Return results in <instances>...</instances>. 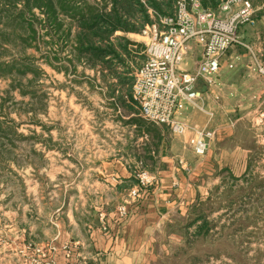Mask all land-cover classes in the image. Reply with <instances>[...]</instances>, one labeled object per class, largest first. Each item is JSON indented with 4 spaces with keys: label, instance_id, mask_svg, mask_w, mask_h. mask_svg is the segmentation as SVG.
I'll use <instances>...</instances> for the list:
<instances>
[{
    "label": "rangeland",
    "instance_id": "rangeland-1",
    "mask_svg": "<svg viewBox=\"0 0 264 264\" xmlns=\"http://www.w3.org/2000/svg\"><path fill=\"white\" fill-rule=\"evenodd\" d=\"M250 1L262 11L264 0ZM32 11L34 38L23 40L28 33L19 27L0 33V62H14L11 72H2L3 65L0 70V264H42L56 250L57 225L70 208L98 204L96 179L86 174L92 173L90 161L101 155L126 161L133 187L151 137L170 132L119 103L116 91L110 97L99 68L76 61L60 40L63 28L47 34L45 16ZM135 34L127 37L141 43L143 53L148 39ZM248 47L250 61L259 62ZM245 123L243 117L236 132L243 141ZM248 168L223 167L203 177L201 195L173 217L167 231L179 237L158 264H264V163ZM131 187L123 199L105 197L117 202L118 220L126 216L118 217L117 208L139 199L127 202Z\"/></svg>",
    "mask_w": 264,
    "mask_h": 264
},
{
    "label": "crops",
    "instance_id": "crops-1",
    "mask_svg": "<svg viewBox=\"0 0 264 264\" xmlns=\"http://www.w3.org/2000/svg\"><path fill=\"white\" fill-rule=\"evenodd\" d=\"M263 7L258 8L262 11H257L253 25L239 29L240 37L250 44L253 58L257 56L259 62L252 63L244 47L229 49L215 85L199 81V96L176 113V119L188 128L215 131L205 157L201 160L193 153L191 129L176 136L170 132L168 136L158 134L155 146H148L150 152L144 154L146 160L139 157L154 181L136 202L127 205L128 213L122 220L115 215L117 202L107 203L105 197L114 194L116 199H123L135 182L132 167L121 158L103 155L90 161L92 173L86 174L96 179L99 202L70 208L68 219L57 225L56 250L48 253L42 264H158L168 257L179 237L167 231L173 217L185 214L201 195L206 175L223 167L248 171L250 164L264 163V74L258 71L259 66L264 67ZM201 52L202 47L192 41L182 68H194ZM243 117L245 141L236 135ZM99 214L104 215V221L98 220Z\"/></svg>",
    "mask_w": 264,
    "mask_h": 264
},
{
    "label": "built area",
    "instance_id": "built-area-1",
    "mask_svg": "<svg viewBox=\"0 0 264 264\" xmlns=\"http://www.w3.org/2000/svg\"><path fill=\"white\" fill-rule=\"evenodd\" d=\"M257 9L249 0H220L214 8H204L201 0H176L172 15L159 16L146 24L141 35L148 41L144 48V61L134 73L131 95L140 116L145 120L166 126L172 135L191 129L189 144L193 153L201 158L215 138L213 129L194 130L176 119L184 103H193L199 96V81L208 86L216 83L225 53L233 47L249 48L239 35V29L253 25ZM202 47L192 69L182 65L187 58L190 43ZM258 71L264 74V67ZM263 115H260V120ZM137 184L127 193V202L140 197L154 181V176L140 162L136 174ZM127 206L117 208L118 217H125ZM101 219L104 215H100Z\"/></svg>",
    "mask_w": 264,
    "mask_h": 264
},
{
    "label": "trees",
    "instance_id": "trees-1",
    "mask_svg": "<svg viewBox=\"0 0 264 264\" xmlns=\"http://www.w3.org/2000/svg\"><path fill=\"white\" fill-rule=\"evenodd\" d=\"M219 1L201 0V4L204 8L214 9ZM175 5L176 0H0V33L5 34L4 29L12 32L19 27L28 33L23 40L30 36L34 38L33 19L36 17L32 10H39L49 27L47 34L51 31L56 34L63 28L60 40L69 47L75 60L88 68H99L110 97L114 98L116 91L115 99L137 114L131 87L134 73L144 61V54L140 52L143 45L129 39L127 34L139 33L144 25L153 23L159 16L172 15ZM13 63L0 62V70L11 72ZM49 65L60 70L50 62ZM155 140L152 136L150 145L155 146Z\"/></svg>",
    "mask_w": 264,
    "mask_h": 264
}]
</instances>
